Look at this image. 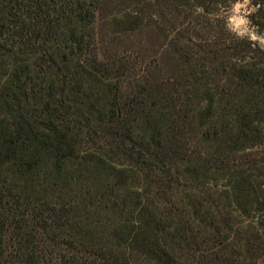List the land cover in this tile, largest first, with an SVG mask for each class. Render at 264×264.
Listing matches in <instances>:
<instances>
[{"label": "trees", "instance_id": "obj_1", "mask_svg": "<svg viewBox=\"0 0 264 264\" xmlns=\"http://www.w3.org/2000/svg\"><path fill=\"white\" fill-rule=\"evenodd\" d=\"M238 1L0 0V264H264Z\"/></svg>", "mask_w": 264, "mask_h": 264}, {"label": "rangeland", "instance_id": "obj_2", "mask_svg": "<svg viewBox=\"0 0 264 264\" xmlns=\"http://www.w3.org/2000/svg\"><path fill=\"white\" fill-rule=\"evenodd\" d=\"M242 5L237 10V6ZM258 8L250 0H239L231 9L221 8L218 14L227 16L228 26L233 33L240 37L249 38L264 49V29H260L251 20L252 13ZM255 36L256 39L252 37Z\"/></svg>", "mask_w": 264, "mask_h": 264}, {"label": "clouds", "instance_id": "obj_3", "mask_svg": "<svg viewBox=\"0 0 264 264\" xmlns=\"http://www.w3.org/2000/svg\"><path fill=\"white\" fill-rule=\"evenodd\" d=\"M245 3H247V0H245ZM241 6H242V5H238V6H237V10H239V7H241ZM252 38H253V39H256L255 36H253Z\"/></svg>", "mask_w": 264, "mask_h": 264}]
</instances>
